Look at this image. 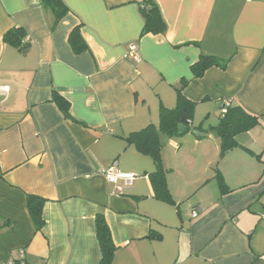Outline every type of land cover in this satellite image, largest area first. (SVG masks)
I'll return each instance as SVG.
<instances>
[{
	"label": "crops",
	"instance_id": "0c3cea01",
	"mask_svg": "<svg viewBox=\"0 0 264 264\" xmlns=\"http://www.w3.org/2000/svg\"><path fill=\"white\" fill-rule=\"evenodd\" d=\"M57 1L60 18L0 0V264H100L97 215L110 264H264V0ZM152 4L162 34H142ZM14 29L24 51L3 41ZM130 44L138 63L123 59ZM202 56L215 64L194 78ZM181 84L195 109L185 133L158 134L165 202L127 138L157 133ZM224 99L258 124L221 156L209 129ZM113 164L138 178L108 183ZM29 197L44 200L39 229Z\"/></svg>",
	"mask_w": 264,
	"mask_h": 264
},
{
	"label": "trees",
	"instance_id": "16d2710c",
	"mask_svg": "<svg viewBox=\"0 0 264 264\" xmlns=\"http://www.w3.org/2000/svg\"><path fill=\"white\" fill-rule=\"evenodd\" d=\"M41 1L54 8L56 18H60L64 13L63 9L58 8L57 0ZM143 16L144 27L142 34H162L165 32L166 24L164 23L157 6L154 4L150 5L147 10H143ZM23 38L24 33L20 29H14L5 34L3 41L6 44L18 48L20 51H24L26 46L22 44ZM212 64H215L213 57L202 56L191 68L194 78H201L206 69ZM183 87L184 85L181 84L176 90L177 95L175 107L172 110L164 108L160 110V121L157 133L155 130L152 132V128L149 126L127 138L130 143L134 144L139 152L147 154L155 162L157 170L151 178L152 188L155 197L165 202L172 201L160 167L161 145L158 140V134L167 137L174 136L177 134L178 125L182 124L183 126H186V121L191 120V117L194 114L195 104L184 97L182 94ZM54 101L66 112L68 103L62 97L54 96ZM257 124V118L249 116L239 107L230 106L225 114H220L218 125L209 130L218 138L220 143V155L222 156L226 151L237 145L236 137L238 135L247 132ZM223 187L224 186L220 183V188L222 190ZM43 203L44 200L35 197H29L27 203L28 210L37 229L42 225L41 211ZM96 238L101 252L100 264H110L115 247L111 241L110 231L102 215H97L96 217Z\"/></svg>",
	"mask_w": 264,
	"mask_h": 264
},
{
	"label": "built area",
	"instance_id": "2783aa9c",
	"mask_svg": "<svg viewBox=\"0 0 264 264\" xmlns=\"http://www.w3.org/2000/svg\"><path fill=\"white\" fill-rule=\"evenodd\" d=\"M123 59L132 61L135 63L140 62V57L138 55L137 47L134 44H130L127 46L123 54ZM231 106V101L229 99H224L220 103V114H225L227 109ZM188 126L191 128V123L188 121ZM105 178L108 183L116 184L118 181H122L125 187L131 186L132 182L137 179L138 177L131 173H124L119 171L116 168V164H113L104 172ZM118 193L121 194V191L118 189ZM196 213H193L192 217H196ZM21 257L23 256V251L20 252ZM9 264H23V263H13L10 262Z\"/></svg>",
	"mask_w": 264,
	"mask_h": 264
},
{
	"label": "water",
	"instance_id": "95a60500",
	"mask_svg": "<svg viewBox=\"0 0 264 264\" xmlns=\"http://www.w3.org/2000/svg\"><path fill=\"white\" fill-rule=\"evenodd\" d=\"M187 131V128L185 126H183L182 124L178 125L177 127V133L178 134H183ZM196 134V133H194Z\"/></svg>",
	"mask_w": 264,
	"mask_h": 264
}]
</instances>
